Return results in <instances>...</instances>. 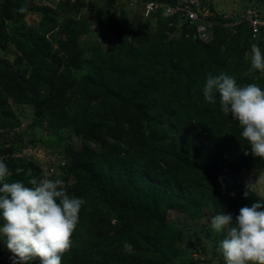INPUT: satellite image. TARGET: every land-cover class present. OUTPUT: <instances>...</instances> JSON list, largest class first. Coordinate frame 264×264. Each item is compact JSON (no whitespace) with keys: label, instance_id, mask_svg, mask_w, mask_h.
Returning <instances> with one entry per match:
<instances>
[{"label":"trees","instance_id":"obj_1","mask_svg":"<svg viewBox=\"0 0 264 264\" xmlns=\"http://www.w3.org/2000/svg\"><path fill=\"white\" fill-rule=\"evenodd\" d=\"M132 1L146 20L127 19L123 11L113 16L114 0H49L44 6L0 0V131L7 135L19 126L15 108L29 107L32 140L43 127L44 140L62 148L66 192L86 201L62 264H177L182 256L191 263L203 246L189 228L171 221L170 211L197 219L202 202L211 201L235 220L241 207L264 203L239 180L264 159L251 155L239 123L221 112L218 100L211 105L202 93L206 74L219 72L264 88V74L240 73L252 44L264 50V33L253 37L247 19L230 30L223 24L237 17L224 18L209 5L212 37L204 42L196 22L182 21L174 33L183 15L173 8L193 7L190 0ZM148 1L159 5L147 12ZM22 6L23 14L17 11ZM85 6L89 17L81 12ZM35 10L40 19L29 24L26 14ZM152 16L159 24L150 34ZM93 25L114 36L110 48L97 41ZM84 35L90 38L83 41ZM64 130L69 138L61 141ZM18 138L0 144V160L10 171L8 182L30 187L40 168L31 163L26 173L10 156ZM3 239L0 264H12Z\"/></svg>","mask_w":264,"mask_h":264},{"label":"clouds","instance_id":"obj_2","mask_svg":"<svg viewBox=\"0 0 264 264\" xmlns=\"http://www.w3.org/2000/svg\"><path fill=\"white\" fill-rule=\"evenodd\" d=\"M200 7L211 11L208 4ZM17 11L23 14L27 8L22 6ZM182 15L183 21L197 23L199 37L200 22L189 20L183 12ZM211 15L212 12L207 17L209 23ZM205 24L208 32V23ZM249 59V71L264 74V50L255 43ZM202 93L211 105L218 100L221 112L239 123L240 135L250 146L251 155L264 159V88L255 82L238 85L234 76L220 72L206 74ZM9 176L7 165L0 160V237L12 253V264H62L86 201L69 196L65 182L59 178H32L29 187L19 181L8 182ZM261 208L264 203L257 202L241 207L235 220L231 213L223 212H216L211 218L212 232L222 236L216 251L224 264H264V211H258Z\"/></svg>","mask_w":264,"mask_h":264},{"label":"rangeland","instance_id":"obj_3","mask_svg":"<svg viewBox=\"0 0 264 264\" xmlns=\"http://www.w3.org/2000/svg\"><path fill=\"white\" fill-rule=\"evenodd\" d=\"M56 1V0H54ZM104 1V0H102ZM87 2V1H86ZM49 0H33L32 6H44L48 5ZM88 3V2H87ZM205 3L213 7L217 14H221L224 18L229 17H237V19L233 22H225L223 25L228 27L230 30L233 25L238 23L240 20H244L243 15H245L249 8L254 9V11L259 10L260 14L264 13V0H205ZM113 8L110 13L117 17L123 11L124 16L128 19H136L139 18L144 21L146 20L147 15L142 14L141 5L132 0H114ZM81 12L84 13V16L89 17L92 15V10L85 6L82 7ZM139 14V15H138ZM40 19V11L35 10L32 13L26 14L25 20L29 24H35ZM151 30L149 33H153L154 28L159 24V19L157 17H151ZM182 18L175 22V31L174 33H178V29L181 25ZM177 27V28H176ZM165 33L168 37H171L174 33L170 31V28L166 25L163 27ZM92 29L95 30V34L97 36V41H99L104 49L110 48L113 40V35L109 33L105 27L98 28L96 26H92ZM187 37L189 34L187 33ZM90 38V35L82 36V40H86ZM81 40V41H82ZM11 52L16 53L12 47H10ZM250 50H246L243 57L242 62L245 69H242L240 73L247 74L250 69V59H249ZM83 55L89 58L90 51L84 50ZM0 56H4L3 53L0 52ZM12 56L10 54L8 58ZM89 68V65L84 66V68L80 69L76 72L78 77H82L83 73L86 72ZM220 73V72H219ZM236 79V78H235ZM238 79H236L237 81ZM255 82V81H254ZM253 83V82H251ZM238 84V83H237ZM243 86V84H238ZM10 106H13V103L10 101L8 103ZM17 113V117L20 120V125L15 127L9 132L4 134L3 131H0V144H4L7 141H14L18 137V142H14L13 152L10 156L15 157L18 161L22 162L27 166L26 173H29L32 169L30 168V164L37 165L40 168L39 179L41 178H51V179H62L64 174L60 169L59 165L63 163L62 159V148L54 147V145L48 144L44 139L49 137L48 134L43 130V127L38 128L36 130L35 138L32 140V136L30 135L31 130L29 126L31 119L33 118V111L27 106H20L15 108ZM69 131L64 130L61 135V141L69 138ZM74 143H77V139L71 140ZM61 150V151H60ZM63 180V179H62ZM240 182L252 190L257 197L261 200H264V166L260 168H251L246 173L242 174L239 177ZM72 182V179H69L68 184ZM216 212H223L222 207L219 205L212 204L211 201L202 202V211L201 216L197 219H189L179 216L178 212L173 210L170 211V219L175 223L181 224L183 230L189 228L188 235L189 237H194L197 235L199 237V243L203 246V249L198 246L197 250L192 253L193 261L187 264H224L223 258L221 254L216 251L218 247L219 240L222 239L220 234H214L210 227V220L215 215ZM186 233V231H183ZM184 233V234H185ZM186 237V234L183 235ZM186 242L181 240V247L185 246ZM184 257H180L177 264H185L183 262Z\"/></svg>","mask_w":264,"mask_h":264},{"label":"built area","instance_id":"obj_4","mask_svg":"<svg viewBox=\"0 0 264 264\" xmlns=\"http://www.w3.org/2000/svg\"><path fill=\"white\" fill-rule=\"evenodd\" d=\"M57 1V0H56ZM192 6H182L178 8H173V11H182L189 20L200 22L201 26H199L198 30L200 32L199 37L204 41H208L211 39V35L206 31V24L209 23L207 17L211 14V11L207 7H200L199 2L197 0L189 1ZM159 4H155L151 1L145 3L146 11L157 7ZM167 12L170 13L172 10L167 8ZM260 11H254V9H249L245 14V19L249 21L252 36L257 37L259 34L264 33V13L260 14Z\"/></svg>","mask_w":264,"mask_h":264}]
</instances>
